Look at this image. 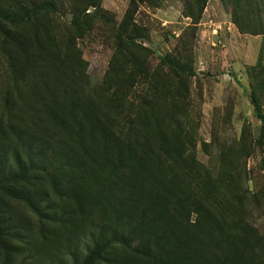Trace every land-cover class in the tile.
<instances>
[{
    "label": "rangeland",
    "instance_id": "obj_1",
    "mask_svg": "<svg viewBox=\"0 0 264 264\" xmlns=\"http://www.w3.org/2000/svg\"><path fill=\"white\" fill-rule=\"evenodd\" d=\"M251 94L264 0H0V264H264Z\"/></svg>",
    "mask_w": 264,
    "mask_h": 264
},
{
    "label": "trees",
    "instance_id": "obj_2",
    "mask_svg": "<svg viewBox=\"0 0 264 264\" xmlns=\"http://www.w3.org/2000/svg\"><path fill=\"white\" fill-rule=\"evenodd\" d=\"M37 10L38 11H40V10L41 11H48V10L54 11V10H56V7L53 4V2H50V1L49 2H42V4L40 6H38ZM162 61L165 62L168 66H170L174 70L179 71L180 73H184V74L189 75V76L195 75V72L192 69L181 65L179 62H173V61H171L169 59H165V58H163ZM251 103H252V107H253V114H254V116L258 120L264 121V113H262V111H261L260 105L258 103V99L255 96V94H251ZM18 164H19V166L21 168H23V166L21 165V162L19 160H18ZM4 166H5V157L4 156L3 157L0 156V176H2L3 173H4L3 172ZM30 166H31V168H37L34 163L30 164ZM6 178L7 179H5L4 183H7V181H9V182H12L13 181V178L10 177V176H8ZM5 189H7V188H5ZM32 207H33V209H36L39 212V208H38V206L36 204L35 205L32 204ZM105 236H106V233L103 231L102 234H101V236H100V238L96 241V247L95 248L97 250V253H101L102 252V249H101L102 246H100V244H101L102 240L105 238ZM105 241H108L109 242L111 240L110 239H107V237H106L105 238ZM119 241H121L122 243L127 244V245L129 244L127 242V240H124V239H121Z\"/></svg>",
    "mask_w": 264,
    "mask_h": 264
}]
</instances>
